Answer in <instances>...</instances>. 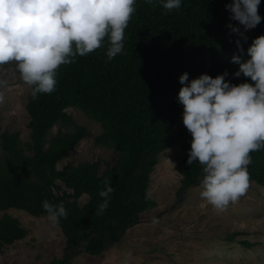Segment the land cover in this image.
I'll return each instance as SVG.
<instances>
[{"label":"trees","instance_id":"16d2710c","mask_svg":"<svg viewBox=\"0 0 264 264\" xmlns=\"http://www.w3.org/2000/svg\"><path fill=\"white\" fill-rule=\"evenodd\" d=\"M228 2L182 0L178 9L169 11L160 0H136L122 53L109 60L105 39L96 50L61 64L52 92L33 97L31 85L25 103L29 139L23 142L17 131L0 127V253L26 233L17 218L1 211L19 208L33 215L47 213L42 206L47 199L63 202L67 209V216L58 219L65 237L63 255L48 264H70L81 249L99 254L118 242L142 212L157 205L148 192L151 173L160 152L174 144L182 149L176 164L181 175L179 193L202 179L203 166L196 160L191 165L186 162L191 134L183 124V105L177 98L179 75L187 71L191 79L202 72L214 76L227 69L225 78L233 83L250 79L232 75L238 65L230 58L234 53L247 57L252 39L264 33V0H260L262 20L246 31V40L240 38L241 51L237 34L227 27ZM69 106L100 123L95 144L118 152L104 169L100 170L98 160L57 168L59 160L91 135L66 112ZM55 125L57 131L48 136ZM251 156L250 181L264 187V148ZM105 178H110L114 191L101 215L97 208L104 198L98 193ZM57 180L71 192L59 191ZM83 195L87 200L79 204ZM236 233H229L227 239ZM242 243L251 246L245 240Z\"/></svg>","mask_w":264,"mask_h":264},{"label":"clouds","instance_id":"9594fccd","mask_svg":"<svg viewBox=\"0 0 264 264\" xmlns=\"http://www.w3.org/2000/svg\"><path fill=\"white\" fill-rule=\"evenodd\" d=\"M152 3V0H148ZM169 11L182 0H160ZM136 0H0V65L15 62L32 95L50 93L56 87V70L99 48L107 39L109 60L124 50L125 28L135 11ZM260 0H230L225 4L227 27L240 38L262 20ZM232 20L238 23H231ZM247 57L234 53L238 67L232 75L250 79L233 83L228 70L210 75L202 72L189 79L179 75L178 101L182 120L191 134L187 164L203 166L201 196L217 210L235 202L249 187L251 153L264 148V33L247 47ZM4 81L0 80V85ZM5 94L0 90V103ZM169 150V149H167ZM97 213L108 207L114 191L110 178L102 182ZM48 218L56 222L67 216L63 202H42Z\"/></svg>","mask_w":264,"mask_h":264},{"label":"rangeland","instance_id":"374dc122","mask_svg":"<svg viewBox=\"0 0 264 264\" xmlns=\"http://www.w3.org/2000/svg\"><path fill=\"white\" fill-rule=\"evenodd\" d=\"M0 80L4 81L0 90L5 94L0 103L1 130L17 131L20 139L27 141L30 128L25 103L31 85L22 80L15 62L0 65ZM65 110L91 135L59 160L57 168L98 160L102 170L113 163L118 152L93 141L94 135L101 132L100 123L77 107ZM57 129L58 125L53 126L48 136ZM181 157L178 143L161 151L148 188L157 205L142 212L139 221L118 242L97 255L81 249L70 264H264V187L250 181L238 200L217 210L201 196L202 179L179 193L181 175L176 164ZM56 182L61 186L59 191L71 192L63 182ZM86 200L87 195H83L78 203ZM4 212L17 218L26 233L3 248L0 264H48L63 255L65 237L58 220L51 221L47 213L33 215L19 208ZM231 232L237 233L227 239Z\"/></svg>","mask_w":264,"mask_h":264}]
</instances>
